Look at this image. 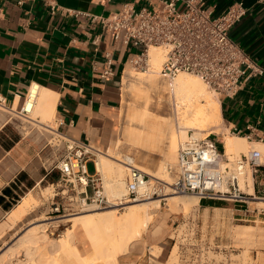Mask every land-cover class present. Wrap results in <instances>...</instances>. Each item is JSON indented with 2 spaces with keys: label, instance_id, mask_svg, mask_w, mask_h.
<instances>
[{
  "label": "crops",
  "instance_id": "0c3cea01",
  "mask_svg": "<svg viewBox=\"0 0 264 264\" xmlns=\"http://www.w3.org/2000/svg\"><path fill=\"white\" fill-rule=\"evenodd\" d=\"M237 1L245 3L247 13L231 35L264 67V0H206L216 13ZM128 2L139 8L159 0H0V97L6 114L0 126V221L30 184L55 177L48 167L42 173L38 161L43 149H51L50 141L38 138V130L28 137L10 125V113L26 116L22 106L34 83L58 96L48 129L55 125L69 137L98 144L114 135L128 52L117 48L93 16L117 12ZM107 52L115 59L116 75L110 79L100 75ZM218 100L224 129L211 133L222 149L226 133L245 137L250 149H264V73L244 77L235 96ZM212 203L207 207L230 213V201ZM245 206L235 203L233 209L247 215L251 210Z\"/></svg>",
  "mask_w": 264,
  "mask_h": 264
},
{
  "label": "built area",
  "instance_id": "2783aa9c",
  "mask_svg": "<svg viewBox=\"0 0 264 264\" xmlns=\"http://www.w3.org/2000/svg\"><path fill=\"white\" fill-rule=\"evenodd\" d=\"M246 13L243 1L216 13L206 0H159L139 8L128 2L117 12L94 15L93 19L102 23L118 49H127V61L135 67L148 68L149 48L162 46L166 57L161 74L170 84L179 73L187 72L201 77L219 96L233 97L242 88L244 77L264 73V67L254 62L231 35L232 28ZM114 64L113 53L107 52L100 72L102 78L116 75ZM27 97L28 93L24 101ZM0 106H4L3 97H0ZM22 112L28 113L23 106ZM52 133L55 142L50 141L49 145L55 158L50 166L52 170H60L67 186L64 191H75L82 207L111 206L113 201L106 193L102 175L96 170L94 146L89 141L69 137L58 128L53 127ZM90 161L94 162V173L89 171ZM248 169L254 193L240 186ZM173 170V181L153 180L141 168L130 165L127 193L120 201L179 192L194 193L201 198L264 200V153L255 147L230 158L225 148H219L212 133L203 136L190 132L179 147ZM152 257L150 253L148 264H153Z\"/></svg>",
  "mask_w": 264,
  "mask_h": 264
},
{
  "label": "rangeland",
  "instance_id": "374dc122",
  "mask_svg": "<svg viewBox=\"0 0 264 264\" xmlns=\"http://www.w3.org/2000/svg\"><path fill=\"white\" fill-rule=\"evenodd\" d=\"M163 63V62H162ZM150 66L148 68H138L128 62L125 70L134 71L149 77ZM190 74V73H189ZM124 75V73H123ZM197 76V75H196ZM206 89L215 101L220 99L221 96L205 83ZM144 90L149 91V99L139 98L130 93L128 86L122 84V104L116 110V131L114 135L105 143L91 142V145L96 148H101L107 153L115 155L124 160L125 156H130L135 160L137 165L146 170L158 171L160 176L166 181L174 180V170L178 160V150L181 143L187 138L188 133L199 131L197 128H186L187 135L182 136L177 140L176 145L173 147L171 139H165L161 147L153 149H142L137 147L133 140L126 138L123 135V126H127L125 122V114L129 111L138 108L139 106H148L151 112L156 116H168L173 122L174 127H177V116L175 115V99L176 90L171 91L170 82L163 76H159L153 86L137 85ZM123 88L125 98L123 96ZM151 99V101H150ZM150 103V105H149ZM1 108V106H0ZM19 114V113H18ZM28 114V113H27ZM14 116L11 119L10 125H15L28 137L31 136L35 130H38V138H45L46 141H52V129L56 128L52 125L50 129L47 125H40L31 121H25V116L18 117L15 113H10ZM51 126V124H49ZM224 129V120L220 122V128ZM200 135H206L209 130L204 126ZM206 128V129H205ZM221 131V130H220ZM214 136L215 133H212ZM169 136V135H168ZM120 140V144L117 141ZM218 146L222 149V141H218ZM48 149V151H47ZM45 148L40 152L38 161L41 163V172H46V167L51 169V163L55 158L53 151ZM264 153V149L260 148ZM250 147L244 151H232L229 153L232 157L240 156L242 153H248ZM166 166V169L163 168ZM89 171H95L93 161L88 164ZM117 168V165L116 167ZM161 171V172H160ZM251 172L250 169L247 170ZM55 177L47 176L37 179L34 185H30L21 192L19 201H15V207L22 197H34L31 199V206L27 213L21 219L17 220L11 227L7 223L8 215L0 221V259L7 252H16L21 249L18 244V238L29 228L32 224L45 222L49 220H62L70 216L83 212L87 208L99 207L95 204H90L86 207L79 205V196L75 191L66 189V183L61 179V172L55 168L52 170ZM103 177L104 187L106 193L114 202L108 207H99L100 211H105L111 208H117V213L121 214L126 210L124 207L131 202V200L121 202L119 195L112 192V183L116 179L114 172L105 171L100 173ZM129 169L124 167V177L127 181ZM246 180V175L242 177ZM154 180V178L152 177ZM242 180V179H241ZM253 181V180H252ZM247 182H249L247 180ZM253 184V182H252ZM127 187V183H126ZM246 191L245 189H243ZM248 192V191H247ZM191 194L200 199V204L191 206L189 209L182 207H173L169 200L165 199L169 194L164 197L155 196L153 198H160V208L155 209L150 224L142 228V235L140 241L142 247L133 245L131 251L127 254L120 256V264H143L148 261L150 253L153 264H264V202L263 199H249L248 201L225 200L230 201V213L223 210L207 207L206 204L213 201H224L217 198H201L194 193H173V194ZM258 194V193H257ZM119 197V198H118ZM150 198L142 199L140 201H147ZM252 201H259L258 204ZM247 205L244 208L250 207V214L245 215L238 213L233 208V204ZM213 204V203H212ZM257 206V208H255ZM12 207V208H13ZM156 214V215H155ZM48 218V219H46ZM69 220V219H68ZM64 220L59 225H52L50 227L51 235L55 238H60L65 232L72 227V222ZM162 226L158 227V225ZM145 228V229H144ZM160 228L161 231L157 232ZM74 231L77 232L74 244L78 246L82 254L93 255L95 249L88 233L81 227H75ZM109 234L101 231L99 237L101 240V248L109 243ZM156 246V247H155ZM138 249H136V248ZM107 248V247H106ZM105 248V249H106ZM1 262V260H0ZM96 264H109L105 260H97ZM93 263V264H95Z\"/></svg>",
  "mask_w": 264,
  "mask_h": 264
},
{
  "label": "bare ground",
  "instance_id": "6f19581e",
  "mask_svg": "<svg viewBox=\"0 0 264 264\" xmlns=\"http://www.w3.org/2000/svg\"><path fill=\"white\" fill-rule=\"evenodd\" d=\"M165 57L166 49L164 47L152 45L149 48V77L138 72L135 73L134 71H128L124 75L123 83L128 86L130 93L139 98L149 99V91L137 85L153 86L159 76L162 77L161 68ZM205 83L198 75L181 72L174 79L173 83L170 84L171 91L174 93L176 90L174 104L175 115L177 116L176 128L174 127V122L168 116H156L148 106H139L125 114L127 126H123V135L133 140L137 147L153 149L161 147L168 137L171 139L174 147L178 138L180 140L182 136L187 135L188 130L186 128L199 129V131H194L197 135H200L199 133L203 130L202 127L204 126L209 130V133L222 130L220 128L222 120L220 102L211 98ZM57 97L56 92L44 88L38 83H34L30 87L28 97L23 104L24 109L28 111L25 121L48 125L54 117ZM4 109L5 107L1 106L0 126L6 116ZM225 138V152L228 157H231L229 153L232 151H244L249 147L245 137L231 136L226 133ZM120 139L117 141L118 145L120 144ZM94 152L97 155L94 160L98 171H111L116 175V179L112 183L113 194L121 195L120 197L124 196L127 193V181L123 176L124 167L128 169L130 165L139 167L135 163V160L130 156H125L124 160H122L115 155L95 148ZM116 165L117 168H115ZM163 168L166 169V166H163ZM145 172L150 174L154 180L162 179L160 174L162 172L164 174V170L160 171L161 173L156 170H146ZM252 180V174L248 171L246 180L242 178L240 182L241 189L254 193ZM167 194L169 195L165 199L169 200L173 207H182L185 211L191 206L200 204V199L191 194ZM33 198L32 196L22 197L20 202L9 212L7 223L11 227L29 211L32 204L31 199ZM146 198L150 199L137 202ZM261 201L264 202V200ZM160 205V198L149 196L131 200L124 207L126 210L121 214L117 213V208L100 211L99 207H93L62 220H49L46 218L48 221L45 220V222L32 224L27 228L18 238V244L21 246V249L16 252H7L0 259V264H93L100 259L109 262V264H120V256L129 253L133 245L138 248L142 247L140 241L142 228L150 224L153 213L157 211L155 209L160 208ZM64 220L71 221L72 227L60 238L53 237L49 231L50 227L52 225H59ZM162 224L160 223L158 227H161ZM78 226H81L92 240L95 249L93 255L82 254L76 243L74 244V228ZM103 229L105 233L110 235L108 238L109 243L103 246L104 249L101 248L102 239L99 237V233ZM159 230L161 231L159 228L157 232Z\"/></svg>",
  "mask_w": 264,
  "mask_h": 264
},
{
  "label": "trees",
  "instance_id": "16d2710c",
  "mask_svg": "<svg viewBox=\"0 0 264 264\" xmlns=\"http://www.w3.org/2000/svg\"><path fill=\"white\" fill-rule=\"evenodd\" d=\"M30 185H31V184H30ZM30 185H29V186H30ZM31 186H32V185H31Z\"/></svg>",
  "mask_w": 264,
  "mask_h": 264
}]
</instances>
